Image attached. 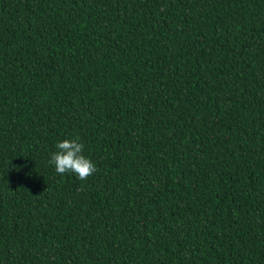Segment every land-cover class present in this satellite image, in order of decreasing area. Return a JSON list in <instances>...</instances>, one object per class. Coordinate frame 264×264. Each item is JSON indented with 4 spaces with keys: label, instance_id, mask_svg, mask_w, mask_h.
Wrapping results in <instances>:
<instances>
[{
    "label": "trees",
    "instance_id": "1",
    "mask_svg": "<svg viewBox=\"0 0 264 264\" xmlns=\"http://www.w3.org/2000/svg\"><path fill=\"white\" fill-rule=\"evenodd\" d=\"M0 264H264V0H0Z\"/></svg>",
    "mask_w": 264,
    "mask_h": 264
},
{
    "label": "clouds",
    "instance_id": "2",
    "mask_svg": "<svg viewBox=\"0 0 264 264\" xmlns=\"http://www.w3.org/2000/svg\"><path fill=\"white\" fill-rule=\"evenodd\" d=\"M56 151L50 154L49 163L57 174L73 173L80 180H86L97 171L95 164L83 155L84 145L79 137L57 142Z\"/></svg>",
    "mask_w": 264,
    "mask_h": 264
}]
</instances>
